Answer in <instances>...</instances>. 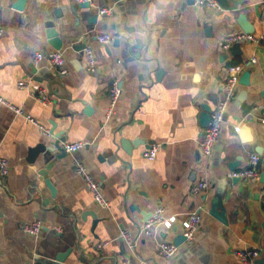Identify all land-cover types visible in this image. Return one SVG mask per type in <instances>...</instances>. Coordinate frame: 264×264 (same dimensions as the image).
Listing matches in <instances>:
<instances>
[{"label":"crops","instance_id":"1","mask_svg":"<svg viewBox=\"0 0 264 264\" xmlns=\"http://www.w3.org/2000/svg\"><path fill=\"white\" fill-rule=\"evenodd\" d=\"M17 1L0 0V96L23 111L19 115L0 103L1 155L10 163L9 174L0 177V264H242L236 253L245 250L264 259V184L235 182L232 176L249 166L251 153L260 156L257 170L264 173V45L247 42L236 54L221 47L226 36L243 31L242 17L254 35L264 37V0H221V12L195 0H95L90 9L75 0H26L22 10L13 7ZM86 13L98 15V21L90 24ZM48 21L64 42V75L47 57L58 51L47 38ZM105 33L119 36V45L100 43L97 37ZM137 40L143 42L140 58L127 51ZM87 49L95 72L89 70ZM37 53L45 55L42 60L35 59ZM231 65L251 71V84L240 85L206 159L199 151L207 128L204 108L216 107ZM50 73L66 97L49 94L52 103L45 106L39 90L49 93ZM23 81L32 86L19 88ZM114 81L121 95L112 109ZM56 139L85 146L47 164L34 151ZM122 140L141 143L129 153ZM155 145L157 156L146 158ZM76 163L100 184L109 209L95 202ZM200 181L209 188L194 196L192 187ZM218 195L227 225L210 214ZM159 207L178 221L170 230L140 233ZM87 211L97 220L83 218ZM195 211L201 223L194 242L183 244L174 258L163 257L159 244L183 235L181 221ZM36 222L43 225L39 235L24 232V225ZM124 231L134 235V248L122 239ZM61 254H67L65 260L53 263Z\"/></svg>","mask_w":264,"mask_h":264},{"label":"built area","instance_id":"2","mask_svg":"<svg viewBox=\"0 0 264 264\" xmlns=\"http://www.w3.org/2000/svg\"><path fill=\"white\" fill-rule=\"evenodd\" d=\"M95 0H75L76 3H90L91 5ZM195 4L199 7H206L207 9L221 12L223 11V7L220 3V0H195ZM101 15L107 14V10H101ZM3 33V28L0 23V34ZM98 41L102 44L108 45L120 39V37H116L115 35H111L108 33L101 34L98 37ZM264 39L262 36H256L254 34H248L244 31L231 33L226 36L222 42V50L230 51L236 45H242L247 42L261 43V40ZM87 59L89 61V70L91 72H95V62L93 58V52L90 49L86 50ZM45 55L42 53H37L35 55V59L40 61L43 59ZM47 57L50 59L54 68L60 69V73L62 75L67 73V70L64 68V58L63 54L60 51H52L47 54ZM252 63L256 62V59L251 61ZM245 71L244 65H231L227 70V76L220 83V90L222 93L221 99L217 103L216 107L213 109L211 113V121L209 126L206 128L204 137L199 145V151L201 157L206 159L211 158L215 149L216 144L219 141L221 130L224 124L225 114L236 97L237 91L240 87V79ZM19 88L29 89L32 85L29 82H20L18 84ZM111 107L115 108L120 95L121 89L117 81L112 83L111 89ZM39 102L45 106H48L52 103V98L49 95L48 91L45 88H40L39 90ZM0 103H3L13 109L17 114H23L21 109L15 108L10 105L3 97L0 96ZM113 110H111V113ZM27 119L37 125L40 126L43 133L50 136L51 132L41 125H39L33 118L27 117ZM235 131L239 132L240 127H235ZM85 145L82 142H62V147L65 149L67 153L74 154L81 150ZM160 149V145L153 146L149 151L145 153V157L148 159H154L157 156V153ZM261 158L259 155L255 153L249 154V166L245 169L236 171L232 174V176L236 179H246L254 184L261 183V175L257 170V166L260 162ZM76 172L81 175L87 188L93 194L95 202L103 208H110V203L103 195L102 188L98 182H96L87 172L86 168L81 163H76ZM10 172V163L7 158L1 155V147H0V177H6ZM209 188V184L206 181H200L193 185L191 193L196 196L206 191ZM262 207L264 209V185L261 196ZM178 221L177 216H166L165 210L162 207H159L153 214L152 218L147 221L143 228L140 229V233L144 235L150 236L155 228H164L165 230H170L172 226ZM183 226V235L186 238V243L191 244L194 242L196 238L197 231L199 230V226L201 223V216L199 212H191L186 217L182 219ZM24 232L30 235H39L43 230V225L41 223H32L26 224L23 226ZM61 231L60 229L58 230ZM122 239L125 243L132 249L135 246V237L132 233L124 231L122 233ZM108 243H104L103 247H106ZM179 251V247L174 243H166L161 242L159 244V253L165 258H174ZM236 257L238 261L242 264H254L255 261L259 258V252L256 250H245L236 253Z\"/></svg>","mask_w":264,"mask_h":264},{"label":"water","instance_id":"3","mask_svg":"<svg viewBox=\"0 0 264 264\" xmlns=\"http://www.w3.org/2000/svg\"><path fill=\"white\" fill-rule=\"evenodd\" d=\"M116 2H119L120 0H115ZM26 0H18L13 7L15 9L18 10H22L25 6ZM221 5H223L222 1L220 0ZM92 7V5L90 3H81L79 5V8L81 9H90ZM90 24H95L98 21V15H91V13H86V15ZM103 17H105V15H103ZM244 18L242 17V19L239 21L243 31L245 33L248 34H254V28L251 25H247L243 23ZM46 35L47 38L49 40L50 45L55 49V50H62L63 49V45L64 42L63 40L60 38L59 33L56 30V26L55 23H53L52 21H48L46 23ZM125 30L128 32H133L134 29L130 28V27H125ZM116 45H119V40L115 41ZM261 44L264 45V39L261 40ZM80 51H83L86 46L85 45H81L79 47ZM239 48L240 45H236L232 48V52L233 53H238L239 52ZM128 52L131 53L132 55H134L136 58H140L141 57V51L143 49V42L141 40H137V45L136 46H128L127 48ZM134 49H137V51L135 52ZM161 74H163V71L160 70L158 76L160 77ZM45 78L48 80V90H49V94L51 96H57V97H66V94L64 92V86L62 85V83L59 81L58 77L54 74V73H50L48 75L45 76ZM250 78H251V71H246L245 73H243V75L241 76L240 79V84L242 86H246L249 87L250 86ZM211 113L212 110L211 109H207L204 108V114L202 116L203 118V126L208 127L209 123L211 121ZM62 142L60 141V139H56L55 142L53 144H41L39 145L34 153L36 155H43L44 160L47 162V164H53L52 162L55 159H62L64 157H66L67 152L65 151V149L62 147ZM141 141L137 140V141H133V142H129L127 140H122V145L124 146V148L130 153L132 151V149L134 147H136L138 144H140ZM51 166V165H50ZM49 167H47L46 169L48 170ZM231 170H235L232 165L230 166ZM44 177L46 178V172L43 173ZM238 179H235L234 181L236 182ZM261 183L264 184V173L262 174L261 177ZM46 184L49 187V189L52 191V194H55V188L52 185V183L50 182V180L48 178H46ZM98 206V205H97ZM210 214L213 215L214 217H216L217 219H219L222 223H224L225 225L228 224V219H227V209L226 207L223 205V199L221 196H216L212 201H211V209H210ZM92 216L95 220H97V215L95 214L94 211H87L85 213L82 214V217L85 218V216ZM186 243V238L184 237V235H180L179 237H177L174 240V244L177 245L179 248L183 246V244ZM68 254V253H67ZM67 254H61L59 256H57L55 259H53V263H59V262H63L65 260V257L67 256ZM181 255H184V252L181 253ZM254 264H264V259L261 260H256Z\"/></svg>","mask_w":264,"mask_h":264}]
</instances>
